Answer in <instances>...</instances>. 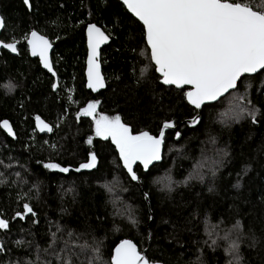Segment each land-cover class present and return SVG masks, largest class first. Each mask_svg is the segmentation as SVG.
Listing matches in <instances>:
<instances>
[{"label":"trees","instance_id":"1","mask_svg":"<svg viewBox=\"0 0 264 264\" xmlns=\"http://www.w3.org/2000/svg\"><path fill=\"white\" fill-rule=\"evenodd\" d=\"M31 4L30 11L23 0H0L5 22L1 39L19 42L18 57L0 52V122L9 121L17 136L15 141L0 128L4 162L0 172L6 180L0 184V214L10 221L9 229L0 230L5 245L0 264H62L57 255L69 251L76 253L73 264H87L92 252L90 248L81 252L79 246L94 247L96 242L102 256L96 264H102L125 239L156 263L227 264V243L217 240L213 249L207 231L218 225L222 236L237 221L242 225L237 234L240 264H264V72L244 77L236 91L205 106L199 126L193 128L187 122L199 112L184 97L188 88L161 84L142 24L118 0H31ZM88 24L103 28L111 38L101 53L106 87L98 94L88 89L85 74ZM31 31L53 42L56 89L55 79L30 56L25 37ZM245 84H251L250 99L260 109L258 123L250 118L222 119L233 95L245 92ZM90 101L100 102L98 112L119 114L134 132L156 135L164 121H174L177 129L166 133L163 162L147 172L137 166L140 180L134 183L115 145L94 137L89 117L77 121V111ZM37 115L53 125L50 134L36 131ZM89 136L94 137L91 146L86 142ZM91 151L96 152L97 167L76 172ZM203 158L218 162L215 176L206 168L203 182L180 183ZM49 162L71 170L44 168ZM169 175L176 182L171 191L165 187ZM114 182L109 193L104 185ZM25 203L36 215L15 217Z\"/></svg>","mask_w":264,"mask_h":264},{"label":"snow or ice","instance_id":"2","mask_svg":"<svg viewBox=\"0 0 264 264\" xmlns=\"http://www.w3.org/2000/svg\"><path fill=\"white\" fill-rule=\"evenodd\" d=\"M31 9V0H23ZM128 10L142 23L145 40L150 50L149 59L154 63L155 71L160 74L161 83L174 86L177 89L188 90L184 97L188 104L196 110L208 104L220 101L222 97L238 89V83H244L242 77L264 72V0H123ZM5 28L4 18L0 16V30ZM88 58H87V87L98 91L106 87L105 78L101 73L100 47L109 41L110 36L96 24L87 25ZM30 47L31 55L40 58L43 67L54 77L56 72L50 51L53 42L37 31H31L30 38L25 37ZM19 42H5L0 39V47L16 53ZM142 74L145 71L141 70ZM245 92H236L228 111L221 113V118L230 122H239L250 118L252 123H258L257 116L260 109L252 104L249 90L251 84H245ZM58 83L53 84V89ZM72 90H69L68 100L72 102ZM100 102L90 101L86 107L76 113L77 121L81 117H89L93 122L94 137L111 141L118 152L123 168L130 179L139 181L140 176L134 170V165H141L147 172L150 166L163 159L165 149L166 130L176 127L174 121H164L159 133L154 135L148 131L134 132L133 128L123 122L119 114L109 116L98 112ZM36 127L41 132H52L53 125L45 122L39 115L35 117ZM200 123L199 115L190 121L191 126ZM0 128L9 135L15 133L9 123L0 122ZM181 133L177 131L175 138L180 139ZM93 136L87 138V144L93 145ZM212 143H215L213 140ZM226 155V153H225ZM0 160V165H3ZM215 160L203 158L197 161L188 177L180 182L187 184L191 180L205 179L204 170L207 168L211 175L216 174ZM98 158L95 151L88 154L86 162L80 163L75 168L81 170L95 169ZM11 167V165H7ZM49 170H58L68 173L71 169L59 163L49 162L43 165ZM19 176V173H16ZM4 174L0 172V184L6 183ZM160 183L161 181H157ZM172 177H166L165 187L171 191ZM114 184H105L109 193H113ZM211 190V189H209ZM126 191V189H125ZM145 199L148 194L145 193ZM132 223H136L131 216ZM35 216L34 209L28 204H23V211H17L15 217L24 219L26 216ZM149 219H152L149 216ZM10 221L0 214V230L9 229ZM218 225L211 226L207 231L210 246L215 249L217 240L227 243L224 249L230 259L227 264H240L243 257L240 255L239 236L237 235L242 225L236 222L232 230L222 236L216 231ZM57 231H60L57 225ZM151 235V234H149ZM71 237L72 233L69 232ZM236 236L234 239L233 237ZM55 242L56 234H52ZM22 243L17 241V244ZM208 243V241H205ZM67 249L68 242H65ZM75 247V246H74ZM81 252L90 248L92 256L87 259V264H96L102 261L100 243L95 246L80 245ZM5 252V245L0 241V253ZM75 252L69 251L66 256L57 255L62 264H73L72 256ZM83 264V262H81ZM102 264H156L147 255L146 251L139 249L132 240H122L111 254V259Z\"/></svg>","mask_w":264,"mask_h":264},{"label":"water","instance_id":"3","mask_svg":"<svg viewBox=\"0 0 264 264\" xmlns=\"http://www.w3.org/2000/svg\"><path fill=\"white\" fill-rule=\"evenodd\" d=\"M125 8H126V10L128 11V13L129 14H131L136 20H138L129 10H128V8H127V6L123 3V0H118ZM29 9V8H28ZM30 11H31V9H29ZM0 16H1V14H0ZM141 23V22H140ZM142 24V23H141ZM143 26V25H142ZM99 27V26H98ZM101 28V27H100ZM103 31H105L103 28H101ZM3 31H4V29L3 30H0V39H1V35H2V33H3ZM39 33V32H38ZM106 33V32H105ZM41 34V33H40ZM107 34V33H106ZM42 35V34H41ZM44 36V35H43ZM46 37V36H45ZM29 38H30V35H29ZM49 39V38H48ZM50 40V39H49ZM51 41V40H50ZM110 43H111V38L109 39V41L108 42H106V43H104V44H102L101 45V47H100V58H101V53H102V51H103V49L104 48H106V47H108L109 45H110ZM86 45H87V58H88V37H87V29H86ZM27 47H28V50H29V53H30V56L33 58V59H39V61H40V58L39 57H37V56H32L31 55V50H30V47H29V45L27 44ZM17 49H18V44H17ZM6 51V52H8V53H10L11 55H13V56H15V57H18L19 56V50L16 52V53H14V52H11L10 50H8V49H4V48H2V47H0V52L1 51ZM53 51H54V45H53V47H52V49H51V51H50V57L52 58V53H53ZM40 64H41V67H42V69L45 71V72H47L49 75H51L54 79H55V83H58V85H59V78H58V76H57V74H56V76L54 77L46 68H44L43 67V64L41 63V61H40ZM54 67V66H53ZM101 73H102V75H103V71H102V67H101ZM85 74H86V79H87V60H86V71H85ZM257 74H259V73H257ZM257 74H255V75H257ZM158 75L160 76V74L158 73ZM255 75H245V77H247V76H255ZM104 76V75H103ZM244 77H242V79H243ZM162 84V83H161ZM163 85V84H162ZM163 86H165V87H174V86H166V85H163ZM238 86H239V83H238ZM174 88H176V87H174ZM185 88H188L187 86H185ZM89 89V88H88ZM104 89V88H103ZM103 89H100V90H98V91H93V90H91V89H89L93 94H98L99 92H101V91H103ZM234 91H236V90H233L232 92H234ZM232 92H230V93H232ZM229 93V94H230ZM229 94H226V96H228ZM225 96V97H226ZM225 97H222L221 98V100L223 99V98H225ZM219 101H217V102H215V103H212V104H208V105H213V104H216V103H218ZM190 105V104H189ZM191 106V105H190ZM207 106V105H206ZM191 107H193V106H191ZM205 107V106H204ZM203 107V108H204ZM194 108V107H193ZM203 108H201V109H199V110H196L195 108V110L197 111V112H199V117H200V122H201V115H200V112L202 111V109ZM191 121V120H190ZM190 121H188L187 123L191 126V124H190ZM46 122V121H45ZM200 124V123H199ZM199 124H197L196 126H191V127H193V128H196L197 126H199ZM35 128H36V131L40 134V135H46V134H50L51 132H47V131H45V132H41V131H39V129L36 127V121H35ZM177 129V127H175V128H173V129H168V130H166V133L168 132V131H173V130H176ZM5 132H6V134L8 135V137L9 138H11V139H13V140H17V136H16V133H15V131H14V133H15V136H12V135H9L8 133H7V131L6 130H4ZM166 136V135H165ZM164 155H165V149H164ZM163 159H164V156H163ZM163 159L161 160V161H159V162H156V163H154V165H152V166H150V169L153 167V166H155V165H157V164H160L161 162H163ZM137 166H139V164H137V165H134V170L136 171V168H137ZM141 166V165H140ZM142 167V166H141ZM133 181V180H132ZM134 183H138L139 181H133ZM134 243V242H133ZM156 264H162V263H156Z\"/></svg>","mask_w":264,"mask_h":264},{"label":"flooded vegetation","instance_id":"4","mask_svg":"<svg viewBox=\"0 0 264 264\" xmlns=\"http://www.w3.org/2000/svg\"><path fill=\"white\" fill-rule=\"evenodd\" d=\"M91 119V118H90Z\"/></svg>","mask_w":264,"mask_h":264}]
</instances>
